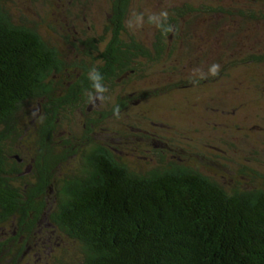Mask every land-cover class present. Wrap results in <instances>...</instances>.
Instances as JSON below:
<instances>
[{"label":"trees","instance_id":"obj_1","mask_svg":"<svg viewBox=\"0 0 264 264\" xmlns=\"http://www.w3.org/2000/svg\"><path fill=\"white\" fill-rule=\"evenodd\" d=\"M108 2L100 32L68 28V9L58 38L0 0V264H264V166L250 163L262 160L211 154L154 120L158 98L224 71L139 83L173 74L187 10L225 8L174 5L150 37L131 24L136 0Z\"/></svg>","mask_w":264,"mask_h":264},{"label":"rangeland","instance_id":"obj_2","mask_svg":"<svg viewBox=\"0 0 264 264\" xmlns=\"http://www.w3.org/2000/svg\"><path fill=\"white\" fill-rule=\"evenodd\" d=\"M19 1L32 19L44 17L45 24L54 22L57 30L53 34L58 38L62 32L61 18L68 9L71 13H68L67 26L79 33L83 29L90 32L91 27L100 32L109 12L108 0H82L78 7L71 4L73 0ZM186 1L196 8L207 3L215 9L222 7L224 13L220 8L212 14L187 10L178 21L181 30L176 39L183 56L180 53L171 69L173 74L151 73L139 82L140 85L151 87L170 83L177 76L190 79L194 85L197 76L205 79V75L219 68L224 72L220 84H202L204 86L198 88L185 82L184 91L158 98L162 113L156 114L154 120L161 128H176L179 134L204 142L211 154L222 153L221 149L225 148L234 160H239L238 156L245 160L244 163L251 161L249 157L261 159L250 163L262 167L264 61L252 63L247 59L251 54L264 53V3L250 0H136L131 24L142 35L151 37L165 11L174 5L182 6ZM240 9H255L262 17L236 15ZM63 24L66 26V22Z\"/></svg>","mask_w":264,"mask_h":264},{"label":"clouds","instance_id":"obj_3","mask_svg":"<svg viewBox=\"0 0 264 264\" xmlns=\"http://www.w3.org/2000/svg\"><path fill=\"white\" fill-rule=\"evenodd\" d=\"M90 78L95 82V83H94V86H95L97 89H100V84H99L100 76H99V73L96 72V71L93 69V72L90 74Z\"/></svg>","mask_w":264,"mask_h":264}]
</instances>
